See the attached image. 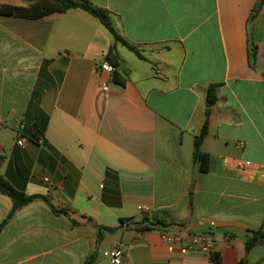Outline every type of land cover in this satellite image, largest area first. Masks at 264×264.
<instances>
[{
  "label": "crops",
  "instance_id": "crops-1",
  "mask_svg": "<svg viewBox=\"0 0 264 264\" xmlns=\"http://www.w3.org/2000/svg\"><path fill=\"white\" fill-rule=\"evenodd\" d=\"M85 1L109 11L143 58L81 9L0 15V173L78 222L34 201L4 226L0 264H83L95 250L111 264L102 254L118 245L121 264H264V244L245 245L264 232V0ZM113 46L124 86L98 71ZM211 85L202 171L194 143ZM12 208L0 193V225ZM146 216L169 226L136 230ZM95 225L118 229L97 243ZM201 232L216 236L219 262L163 238L185 245Z\"/></svg>",
  "mask_w": 264,
  "mask_h": 264
},
{
  "label": "trees",
  "instance_id": "trees-1",
  "mask_svg": "<svg viewBox=\"0 0 264 264\" xmlns=\"http://www.w3.org/2000/svg\"><path fill=\"white\" fill-rule=\"evenodd\" d=\"M28 3V6H16L11 4H1L0 5V15L18 17L24 19H38L54 13H65L69 10L81 9L89 13L113 35L115 42L122 44L127 49L135 53L138 57L143 58L140 50L129 44L124 40L115 29L111 15L109 11L96 7L92 5L89 1H79V0H24ZM257 57V47L254 43H251L250 58L254 61ZM107 60L110 61L116 67L118 66V57L115 53V46L111 47L107 53ZM115 80H117L122 86L126 83V78L120 77L117 73L115 74ZM217 91L218 85H211L207 92L206 99V111H205V121L200 134L196 137L194 143V164L200 166L201 170L206 169L207 154L202 151V144L204 139L208 134L209 121L212 114L213 106L217 101ZM31 138V137H29ZM0 193L8 196L13 201V208L8 215V218L0 225V234L11 218L23 207L33 203L36 200L45 201L57 216H65L70 218L73 225H77L74 219H71L68 210L65 208H57L52 204L50 199L42 195H32L28 196L23 191L16 189L1 173H0ZM92 222V220H90ZM123 223L126 221L123 219ZM135 229L138 231H149L154 229H160L162 227H168L164 221L159 219H150L149 217H144L140 222L135 223ZM97 228V243H101L104 239L106 232H115L118 228L106 227L95 225ZM264 244V232L263 231H249L245 239L246 250L249 251L251 248L257 245ZM214 254L210 258L219 262V257ZM99 252L95 250L92 252L85 260L83 264H98ZM239 264H248L246 258H243Z\"/></svg>",
  "mask_w": 264,
  "mask_h": 264
},
{
  "label": "built area",
  "instance_id": "built-area-1",
  "mask_svg": "<svg viewBox=\"0 0 264 264\" xmlns=\"http://www.w3.org/2000/svg\"><path fill=\"white\" fill-rule=\"evenodd\" d=\"M98 71L108 73L109 75H114L117 71V67L110 61L105 60L100 63ZM103 88L106 92H108L109 88L107 84H104ZM24 131V128H20L17 134V144L21 147H24L28 142ZM262 175L264 176V172ZM139 210L144 213L150 212V208L146 206L139 207ZM163 238L175 245H180L181 252L184 254L194 251L203 255H207L208 257L213 255V251L217 244L216 236L206 232L189 233L187 235V244L185 245H183L185 237L179 233H165L163 234ZM124 253V247L118 245L112 249L105 250L102 255L104 258L108 259L111 264H121Z\"/></svg>",
  "mask_w": 264,
  "mask_h": 264
}]
</instances>
